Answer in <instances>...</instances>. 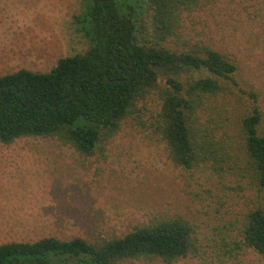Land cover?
<instances>
[{
    "label": "rangeland",
    "instance_id": "rangeland-1",
    "mask_svg": "<svg viewBox=\"0 0 264 264\" xmlns=\"http://www.w3.org/2000/svg\"><path fill=\"white\" fill-rule=\"evenodd\" d=\"M81 9V0H0V77L20 70L47 73L59 59L84 53L88 44L74 26ZM177 33L168 47L173 49V41L207 44L237 67L231 94L202 113L203 120L221 127L216 137L227 148L219 166L187 170L172 163L151 126L159 108L155 96L87 155L55 139L0 143V245L47 237L94 243L183 219L194 228L200 256L173 264H202L205 258L215 264H264L252 250L229 258L223 247L232 248L246 213L264 205V189L241 170L234 126L253 107L255 94L264 131V0H215L185 15Z\"/></svg>",
    "mask_w": 264,
    "mask_h": 264
},
{
    "label": "trees",
    "instance_id": "trees-1",
    "mask_svg": "<svg viewBox=\"0 0 264 264\" xmlns=\"http://www.w3.org/2000/svg\"><path fill=\"white\" fill-rule=\"evenodd\" d=\"M215 0H81L75 31L88 44L82 54L59 59L47 73L20 70L0 77V143L22 137L55 139L83 154L114 138L138 105L155 96L151 124L175 166L187 170L218 164L226 154L219 125L203 120L212 102L231 94L237 67L207 44L166 43L178 38L185 15ZM236 119L242 172L264 189V131L256 105ZM223 245L224 255L252 250L264 261V205L255 206ZM233 252V253H232ZM200 256L194 228L183 219L136 227L122 237L0 245V264H173ZM221 262V260L219 261ZM202 264H215L207 262Z\"/></svg>",
    "mask_w": 264,
    "mask_h": 264
},
{
    "label": "crops",
    "instance_id": "crops-1",
    "mask_svg": "<svg viewBox=\"0 0 264 264\" xmlns=\"http://www.w3.org/2000/svg\"><path fill=\"white\" fill-rule=\"evenodd\" d=\"M22 138H40V137H22ZM43 139V138H42Z\"/></svg>",
    "mask_w": 264,
    "mask_h": 264
}]
</instances>
